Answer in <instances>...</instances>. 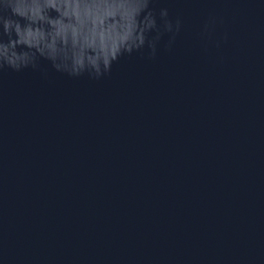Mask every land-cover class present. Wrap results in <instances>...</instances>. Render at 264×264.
Here are the masks:
<instances>
[{"label":"water","instance_id":"1","mask_svg":"<svg viewBox=\"0 0 264 264\" xmlns=\"http://www.w3.org/2000/svg\"><path fill=\"white\" fill-rule=\"evenodd\" d=\"M149 8L100 79L0 70V264H264V0Z\"/></svg>","mask_w":264,"mask_h":264},{"label":"clouds","instance_id":"2","mask_svg":"<svg viewBox=\"0 0 264 264\" xmlns=\"http://www.w3.org/2000/svg\"><path fill=\"white\" fill-rule=\"evenodd\" d=\"M150 2L0 0V70L37 69L42 58L70 77L100 79L125 54L147 46L154 56L161 35L173 33L171 43L180 21L174 27L161 9L158 25Z\"/></svg>","mask_w":264,"mask_h":264}]
</instances>
